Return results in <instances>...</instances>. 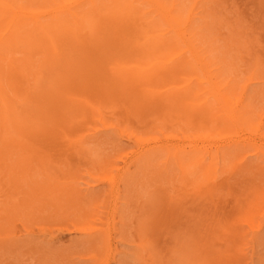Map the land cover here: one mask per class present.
<instances>
[{
    "label": "rangeland",
    "instance_id": "374dc122",
    "mask_svg": "<svg viewBox=\"0 0 264 264\" xmlns=\"http://www.w3.org/2000/svg\"><path fill=\"white\" fill-rule=\"evenodd\" d=\"M4 1L0 264H264V0Z\"/></svg>",
    "mask_w": 264,
    "mask_h": 264
},
{
    "label": "bare ground",
    "instance_id": "6f19581e",
    "mask_svg": "<svg viewBox=\"0 0 264 264\" xmlns=\"http://www.w3.org/2000/svg\"><path fill=\"white\" fill-rule=\"evenodd\" d=\"M5 5H7V3H6L4 0H0V7H1L2 9H4ZM161 8H162V10L166 13L165 9H164L163 7L160 6L159 9L161 10ZM166 15H167V13H166ZM166 17L169 18V22H170V23L172 22V25H174L175 27H177V25L179 24V22H177L176 20H172L169 16H166ZM26 19H31V20L37 21V19H38V14H34V13H33V14H31V16H30L29 18L26 17ZM22 20H23V18H20V15H17V16L13 19V23H12L11 25L21 23ZM11 25H10V26H11ZM36 28H39V27L36 26ZM181 31H182V30H178L179 35L182 37L183 35H182ZM51 40H53L52 37H51ZM150 55H153V54H150ZM0 58H1V57H0ZM188 88H190V86H187V87L184 88L181 92H179V93L173 95V96L170 97L169 99L171 100V99H179V98H181L180 101H182V102L185 103V101H186V97H188V96H189L188 94H189L190 92H192L191 89H188ZM212 90H213V92H215V93H214V96L218 99V101L222 102V104H223V103L227 104V101H225L224 98H222V96H220L219 92H217V89H215V90L212 89ZM186 95H187V96H186ZM223 100H224V102H223ZM203 105H204V106H203ZM203 105H202V106L205 107V104H203ZM227 110H231V108L228 107Z\"/></svg>",
    "mask_w": 264,
    "mask_h": 264
}]
</instances>
